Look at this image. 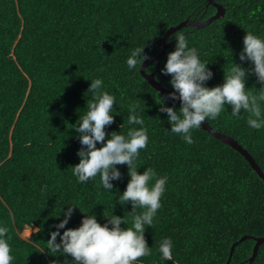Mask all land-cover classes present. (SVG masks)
I'll use <instances>...</instances> for the list:
<instances>
[{"label": "trees", "instance_id": "1", "mask_svg": "<svg viewBox=\"0 0 264 264\" xmlns=\"http://www.w3.org/2000/svg\"><path fill=\"white\" fill-rule=\"evenodd\" d=\"M214 3L224 14L207 22L217 12ZM184 21L174 32L183 31L209 61L213 74L205 83L214 86L223 82L232 60L251 67L250 61H240L239 52L246 30L264 34V0H0V223L9 228L10 264L66 258L45 248L66 202L90 209L101 223L103 212L112 209L131 222V203L121 204L115 196L129 179L126 164L117 165L121 176L112 181L113 192L98 187V175L78 183L71 173L81 147L72 124L85 110L90 78L96 76L103 77L118 102L106 138L112 130L126 131L127 104L135 100L149 136L139 150L137 170L150 166L168 177L153 225L145 228L152 251L138 258L141 264H264V242L249 262L255 238L264 236V179L241 152L202 124L192 130V144L168 131L166 113L158 111L156 100L159 93L168 105L179 107V100L166 97L141 72L149 58L145 72H153L172 91L170 74L161 68L174 48L175 38L168 39L174 32L166 47L158 41ZM144 42L147 58L129 70V49ZM253 85L260 86L249 72L245 86ZM229 111L230 105L205 121L234 138L264 173V128H249L247 113L232 116ZM89 213L74 206L65 227L78 226ZM121 226L127 225L122 221ZM26 227L36 228L27 239L20 236ZM164 236L173 241L172 260H162L157 251Z\"/></svg>", "mask_w": 264, "mask_h": 264}, {"label": "clouds", "instance_id": "2", "mask_svg": "<svg viewBox=\"0 0 264 264\" xmlns=\"http://www.w3.org/2000/svg\"><path fill=\"white\" fill-rule=\"evenodd\" d=\"M172 37L175 45L167 52L161 72L170 74L168 82L172 91L167 96L173 101L178 98L179 107L166 104L160 93L159 101L155 99L158 111L166 113L170 124L168 131L192 144V130L198 129L202 121L216 118L229 105L232 116L247 113L245 122L249 128H264V34L246 30L239 59L250 61L251 67L232 60L231 65L224 68L223 82L214 86L205 83L213 74L207 67L209 61L201 58L196 47L190 46L186 34L176 31L168 39ZM145 44L129 49L125 59L129 70L140 68L147 58ZM249 72L255 74L259 87L245 86ZM87 91L91 98L86 99L82 113L77 109L79 116L72 124L81 147L77 149L79 160L71 165V173L78 183L98 175V187L112 191V181L121 176L117 165L126 164L129 179L124 190L115 192V196L121 204L131 203V211H128L131 222L125 214L117 215L112 209L111 214L103 212L106 219L101 223L95 213H89L90 209L82 210L77 203L66 202L67 207L61 209L63 218L50 229L45 248L49 253L66 257L63 261H50V264H141L138 258L152 251L144 235L145 228L153 225L168 177L166 174L158 176L150 166L143 171L137 170L139 150L145 148L149 140L139 104L135 100L127 104L129 127L126 131L112 130L107 132L106 138V125H110L114 114L118 113L113 107L114 102L118 104L116 96L107 89L101 76L90 78ZM44 188L42 185L41 191ZM74 206L89 214L82 215L78 226L65 227ZM122 221L126 227L121 226ZM8 232V225L0 223V264H10L13 260ZM172 249L170 237L164 236L157 243V251L164 261L172 260ZM69 255L70 260L67 259Z\"/></svg>", "mask_w": 264, "mask_h": 264}, {"label": "water", "instance_id": "3", "mask_svg": "<svg viewBox=\"0 0 264 264\" xmlns=\"http://www.w3.org/2000/svg\"><path fill=\"white\" fill-rule=\"evenodd\" d=\"M211 2H213V0H211ZM217 7V12L215 15H213L212 17H210L207 22H210L211 20H213L214 18H217V17H220L224 14V10L222 8L221 5L219 4H216L214 3ZM187 24L186 21L184 22H181L178 26H175V27H171L167 32L166 34L158 41L159 45H163L166 47L167 43H166V39L167 37L172 34L176 29H179L181 28L182 26H185ZM164 51L163 50L159 56H157L154 60H156L157 58L161 57L163 54H164ZM151 62V60L148 58L146 59L143 64H142V67H141V72L142 74L148 79V81L151 83L152 86H154L156 89L160 90L162 93L165 94L166 97H168L169 99L173 100V98L167 96V93H169L171 90L165 88L164 86L161 85V83H159L156 78H155V75L154 73H146L145 72V67ZM176 100H179L178 98ZM202 124V127L206 130H208L211 134H213L214 136H216L217 138H219L220 140H222L223 142H226L228 144H230L231 146H233L236 150H238L239 152H241L246 158L247 160L249 161V163L252 165V167L259 173V175L264 179V173L263 171L260 169L259 165L255 162L254 158L249 154V152L244 149L234 138L226 135V134H222L216 130H214L206 121H202L201 122ZM246 236H244L243 238H241V240L245 239ZM256 240V243L254 245V248H253V254L252 256L249 258V262L251 263L256 255H257V252H258V248L260 246V244L262 242H264V236H261V237H256L255 238ZM238 244V242H235L232 247H231V252H230V257L235 249V246ZM229 262V261H228Z\"/></svg>", "mask_w": 264, "mask_h": 264}, {"label": "rangeland", "instance_id": "4", "mask_svg": "<svg viewBox=\"0 0 264 264\" xmlns=\"http://www.w3.org/2000/svg\"><path fill=\"white\" fill-rule=\"evenodd\" d=\"M35 230H36V228L26 227V228L22 231V233H20V236H21L22 238L27 239V238L30 237V235L32 234V232H34Z\"/></svg>", "mask_w": 264, "mask_h": 264}]
</instances>
